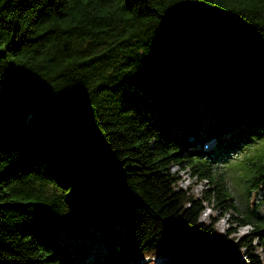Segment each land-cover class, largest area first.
Returning <instances> with one entry per match:
<instances>
[{"label": "trees", "instance_id": "1", "mask_svg": "<svg viewBox=\"0 0 264 264\" xmlns=\"http://www.w3.org/2000/svg\"><path fill=\"white\" fill-rule=\"evenodd\" d=\"M251 148L242 209L213 164ZM261 203L264 0H0V264H183L168 221L264 264Z\"/></svg>", "mask_w": 264, "mask_h": 264}, {"label": "rangeland", "instance_id": "2", "mask_svg": "<svg viewBox=\"0 0 264 264\" xmlns=\"http://www.w3.org/2000/svg\"><path fill=\"white\" fill-rule=\"evenodd\" d=\"M190 140H192V138H190ZM253 153H254V151L251 148L250 150H247L246 153L244 152L243 154H241V152H240V153L233 154L231 164H234L233 165L234 169H233V171L231 170L232 175L226 174L230 170V169H227L226 165H222V164L218 165L215 163L213 164L214 165L213 167L216 169V171L220 172L222 175L225 174V176H226L225 180H226V183H227L232 195L234 196V201H235L236 205L242 209H245V207H246L245 201L241 198L244 188H243V184L241 185V182L239 185V182L236 181V178L241 177L242 173H241L240 169H238L237 166H235V165L239 162V160H241V158H242V156H244V154L252 155ZM172 170L174 172L179 173V176H180V181L178 183L179 186L182 187L183 189L192 190V193L197 197H200L202 195L203 191L205 189L209 188L208 183L206 181H199V179H197L196 176H194L192 174V170L190 168L181 169L179 164H174V165H172ZM231 176H234V177H231ZM211 202L214 203L213 200ZM233 213L234 212L230 211V212L224 213L223 215H220V213L217 210H215L211 204H209L208 202H205V209L203 210V213L201 214L200 220L203 222L210 223L211 216H216L217 220L215 222L214 228L216 230L226 234L228 229L234 228L237 226L236 222L233 219H231V216H230ZM258 213H259V215H262V214L264 215V203H261ZM250 230H251V226H240V227H238L237 231L232 234V236H235V238H233V243L236 244V242L242 236L248 235L250 233ZM184 233L187 236L188 235H194V234H189L186 232H184ZM183 238H184L183 236L182 237L180 236L178 238L179 239L178 241H180V240H181V242L184 241L185 239L183 240ZM190 245L193 248L192 249L193 256L196 255V257L194 256V258H197V260H199V258H201L203 256V254L206 253L205 249H203L202 245L198 242H195V240L190 241ZM258 253L264 259V249H262L260 246L258 248ZM180 257H181V255H180ZM243 257H244L243 259L246 261V258H245L246 256L243 255ZM181 261H182V257H181ZM188 261H189V258H188ZM129 264H160V263L158 262L156 257L146 256V257H140L137 261L132 260ZM189 264H191L190 261H189Z\"/></svg>", "mask_w": 264, "mask_h": 264}, {"label": "water", "instance_id": "3", "mask_svg": "<svg viewBox=\"0 0 264 264\" xmlns=\"http://www.w3.org/2000/svg\"><path fill=\"white\" fill-rule=\"evenodd\" d=\"M166 230H167V233H169L172 242L179 246L183 264H186V263L189 264V261L192 263L194 261L193 259H195L194 256L196 257V255L193 256V251H192L193 248L190 245V241H194V240L195 242L200 243L206 252L203 254L201 258H199V260L206 261L205 264H218L217 261L213 258L209 247H207V245L201 240H199L195 235L187 236L184 233V231L179 227V225H177L176 223L172 221L166 222ZM180 236L181 237L183 236L184 237L183 240L184 239L185 240L182 242L181 240L178 241L179 240L178 238ZM191 256H193V259H191ZM188 258H189V261H188ZM185 260H187L188 262Z\"/></svg>", "mask_w": 264, "mask_h": 264}, {"label": "bare ground", "instance_id": "4", "mask_svg": "<svg viewBox=\"0 0 264 264\" xmlns=\"http://www.w3.org/2000/svg\"><path fill=\"white\" fill-rule=\"evenodd\" d=\"M186 255V254H185ZM191 259H193V256H191ZM194 261L191 264H205L206 261L203 260H197V258L193 259ZM187 261V260H185ZM186 263V262H185ZM187 264V263H186Z\"/></svg>", "mask_w": 264, "mask_h": 264}]
</instances>
